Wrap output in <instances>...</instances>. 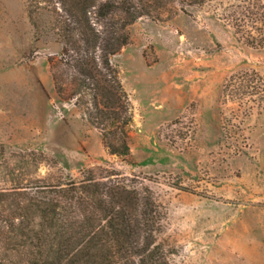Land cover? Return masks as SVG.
I'll list each match as a JSON object with an SVG mask.
<instances>
[{
  "label": "rangeland",
  "instance_id": "obj_1",
  "mask_svg": "<svg viewBox=\"0 0 264 264\" xmlns=\"http://www.w3.org/2000/svg\"><path fill=\"white\" fill-rule=\"evenodd\" d=\"M176 1L137 18L111 57L131 116L118 157L55 94L48 58L60 45L33 40L25 0H0V189L92 170L149 188L168 264H264V0ZM15 235L3 236L0 264L30 258Z\"/></svg>",
  "mask_w": 264,
  "mask_h": 264
},
{
  "label": "trees",
  "instance_id": "obj_2",
  "mask_svg": "<svg viewBox=\"0 0 264 264\" xmlns=\"http://www.w3.org/2000/svg\"><path fill=\"white\" fill-rule=\"evenodd\" d=\"M174 1L25 0L33 40L60 45L58 56L48 58L55 94L82 110L111 155L129 154L131 121L111 57L128 44L137 18H158ZM206 1L176 2L182 10ZM29 188L0 189V242L15 233L31 241L24 264H168L155 241L164 211L149 188L99 180L92 170L78 181L42 178Z\"/></svg>",
  "mask_w": 264,
  "mask_h": 264
}]
</instances>
